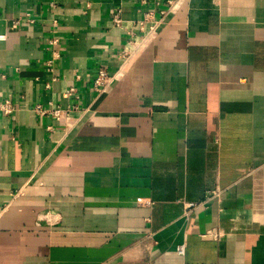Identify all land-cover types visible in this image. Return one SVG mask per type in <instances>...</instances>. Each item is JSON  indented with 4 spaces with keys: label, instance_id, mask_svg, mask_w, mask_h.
<instances>
[{
    "label": "crops",
    "instance_id": "1",
    "mask_svg": "<svg viewBox=\"0 0 264 264\" xmlns=\"http://www.w3.org/2000/svg\"><path fill=\"white\" fill-rule=\"evenodd\" d=\"M145 1L0 0V264H264V0H184L97 92Z\"/></svg>",
    "mask_w": 264,
    "mask_h": 264
},
{
    "label": "built area",
    "instance_id": "2",
    "mask_svg": "<svg viewBox=\"0 0 264 264\" xmlns=\"http://www.w3.org/2000/svg\"><path fill=\"white\" fill-rule=\"evenodd\" d=\"M184 0H165L166 6L162 9H158L156 12L152 10H144L143 17L139 19H132L126 21L122 17V10L118 11L113 16V23L115 26L121 28L126 35V45L119 52V60L121 62L119 68L110 73L107 65L103 64L99 67L96 78L94 79V89L102 93L109 88L113 82L119 79L124 74L123 68L139 56L142 49L148 44V42L157 34L159 28L166 22L169 15L176 13L181 7ZM142 4H146L145 0H142ZM127 23V24H126ZM56 43V41H52ZM75 88L69 90V94H72ZM13 109V103L10 99L0 101V111L9 114ZM35 111L41 116H51L56 120H60L63 116H70L72 109H64L60 105L49 103V105L37 104ZM75 109V107H74ZM219 196L218 191H213L207 198ZM198 205L195 203H189L186 205L187 210H191ZM204 236L217 237L214 231H208ZM183 247L179 248V252L183 253Z\"/></svg>",
    "mask_w": 264,
    "mask_h": 264
}]
</instances>
